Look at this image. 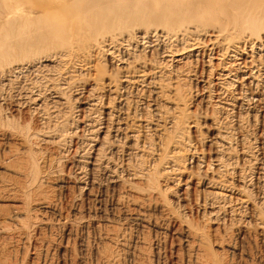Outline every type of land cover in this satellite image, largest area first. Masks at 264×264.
<instances>
[{
  "label": "rangeland",
  "instance_id": "rangeland-1",
  "mask_svg": "<svg viewBox=\"0 0 264 264\" xmlns=\"http://www.w3.org/2000/svg\"><path fill=\"white\" fill-rule=\"evenodd\" d=\"M3 1L29 40L0 56V264H264V30Z\"/></svg>",
  "mask_w": 264,
  "mask_h": 264
},
{
  "label": "bare ground",
  "instance_id": "bare-ground-1",
  "mask_svg": "<svg viewBox=\"0 0 264 264\" xmlns=\"http://www.w3.org/2000/svg\"><path fill=\"white\" fill-rule=\"evenodd\" d=\"M2 0H0V3H2L1 2ZM6 1H8V2H6ZM5 2L3 1V5L8 9L7 10V14H5V15H12L13 13H15V12H17L19 9H23L24 8V6H26L27 4H28V2L30 1V0H6ZM34 1H36V0H34ZM38 1V0H37ZM114 1H116V0H78V3L79 4H76L77 2H74V0H59V2H57L56 4H55V6L56 7H58L59 9H61L63 12L61 13V15H67V14H70L71 12H82V13H84V12H87V15L85 16V17H83L84 19H87V20H89V21H92L93 19H98V20H100L99 22H101L102 24H104V23H109L110 25H112L111 24V22L113 21V19H114V16H115V14H114V12H117V11H119V12H122L123 11V9H122V11H120V10H116V11H114L113 9H112V7H114L115 6V4L114 5H109V3L108 2H111L112 4H113V2ZM141 1V0H140ZM140 1H139V3L138 4H140ZM151 1V0H150ZM155 1V0H154ZM159 1H161V0H156L155 1V3H154V5H153V3H152V1H151V6L150 7H152L153 9L152 10H150V9H146V7H144L145 8V10L144 11H142L143 13H141L142 15H145V14H147V13H149V12H152V11H156V14H159L158 16H162L163 18H159L160 20L162 19V24H163V22L164 23H168V22H165V21H171V22H178V23H180L181 24V22H179V21H186L187 23H190L191 25H193V28H194V26H195V28L197 27L199 30H201V31H204V32H206L207 30L208 31H212V29L214 30V29H216V28H218V30L217 31H219L220 33H223V34H226L228 31H234L233 33H236L235 35H239V38L242 36L241 34H243V33H245L248 29H252V32L251 33H256L257 31H260V30H264V0H166V2H167V6L164 8L163 6H161L162 4H158L159 3ZM165 1V0H164ZM163 1V2H164ZM118 2H119V0H118ZM117 2V3H118ZM144 2V1H143ZM162 2V1H161ZM74 3V4H73ZM110 3V4H111ZM115 3V2H114ZM116 3V5H118ZM132 4H134L133 2H131ZM31 5H32V3H30ZM83 5H87L86 6V8L83 6ZM149 5V4H148ZM48 6H50V5H48ZM119 6V5H118ZM121 6H123V5H121ZM136 6H138V5H136L135 4V9H136ZM140 6H141V4H140ZM155 6V7H154ZM125 7V6H124ZM127 7V6H126ZM134 7V6H133ZM149 7V6H148ZM27 8H29V7H27ZM35 8V7H34ZM46 8V7H45ZM55 8V7H54ZM115 8H117V7H115ZM119 8V7H118ZM122 8V7H121ZM130 8L128 7V10H129ZM165 9V10H164ZM46 10H49V9H46ZM125 12V11H124ZM126 12H127V10H126ZM153 12V13H154ZM39 13V12H38ZM41 13V12H40ZM118 15V14H117ZM116 15V16H117ZM136 15V14H135ZM134 15V16H135ZM27 16H29V15H27ZM115 16V17H116ZM119 16H121V14L119 15ZM138 16V15H137ZM156 16L157 15H155V18H156ZM12 17V16H11ZM26 17V16H25ZM50 17H52V15H46L45 16V19L46 18H50ZM61 17H63V16H61ZM118 17V16H117ZM124 17V16H123ZM140 18V17H139ZM147 18V17H146ZM121 19H122V17H121ZM125 19V18H124ZM123 19V20H124ZM142 19V18H141ZM145 19V18H144ZM140 20V19H139ZM156 20H157V18H156ZM120 20H119V18H118V20H117V22H119ZM142 21V20H141ZM145 21V20H144ZM146 21H147V19H146ZM95 22V21H94ZM116 22V23H117ZM147 22H149V21H147ZM96 23V22H95ZM102 24L100 25V26H102ZM109 24H107V26H109ZM145 24H147V23H145ZM159 24V23H158ZM169 25V24H168ZM171 25H173V24H170V27H171ZM175 25H177L176 23H175ZM175 25H174V27H175ZM60 26H62V28L64 29V28H66V25L65 24H61ZM85 26V25H84ZM116 26H117V24H116ZM159 26V25H158ZM161 26V25H160ZM180 26V25H179ZM179 26H178V28H179ZM182 26H184V25H182ZM79 27V26H78ZM163 27V29H164V27L165 26H162ZM168 27V26H167ZM177 27V26H176ZM73 28V27H72ZM71 28V29H72ZM80 28H82L81 26L79 27V29ZM100 28H102V27H100ZM112 28V27H111ZM173 28V27H172ZM171 28V29H172ZM75 29V28H74ZM170 29V28H169ZM192 29V28H191ZM190 29V30H191ZM211 29V30H210ZM166 30H168V29H166ZM185 29H183V32H186V31H184ZM189 30V31H190ZM195 30V29H194ZM171 32H172V30H170ZM169 31V32H170ZM176 31V30H175ZM215 31V30H214ZM213 31V32H214ZM76 32H78V31H76ZM164 32V31H163ZM200 32V31H199ZM212 32V33H213ZM218 32V33H219ZM250 32V31H249ZM44 33V32H43ZM42 33V34H43ZM150 33V32H149ZM149 33H147V34H149ZM166 33V32H165ZM179 33V32H178ZM182 33V32H181ZM219 33V34H220ZM250 33V34H251ZM61 34V33H60ZM190 34V33H189ZM201 34H202V32H201ZM207 34H208V32L206 33V36H207ZM213 34H215V35H219V34H216V33H213ZM260 34V33H259ZM156 35V34H155ZM166 35V34H165ZM171 35V34H170ZM183 35V34H182ZM188 35V34H187ZM193 35V34H192ZM211 35V34H210ZM229 35V34H228ZM241 35V36H240ZM46 37H47V35H45ZM91 36V35H90ZM147 36V35H146ZM150 36V35H149ZM148 36V37H149ZM153 36V35H152ZM176 36V35H175ZM190 36V35H189ZM196 36V35H195ZM203 36H204V33H203ZM249 35H247V37H248ZM261 36H262V34H261ZM153 37H155V36H153ZM152 37V38H153ZM179 37H181V36H179ZM185 37H187V36H185ZM205 37V36H204ZM218 37V36H217ZM216 36L214 37V38H217ZM225 36H223L222 37V41L224 40L223 38H224ZM230 37V36H229ZM228 37V38H229ZM237 37V36H236ZM21 38H22V34H20L19 32H15V31H11L8 35L6 34V35H4V36H1L0 37V56H2V57H5L6 55H8L9 54V52L11 51V48H14V51L16 50V52L18 51L17 49H22V48H25L26 46L28 47V40H29V38H25L24 39V44H22V42H20V40H21ZM146 38V37H145ZM164 38V37H163ZM192 38V37H191ZM219 38V37H218ZM221 38V37H220ZM227 38V39H228ZM242 38V37H241ZM240 38V39H241ZM13 39H16V44L14 45L13 43H12V40ZM147 39V38H146ZM151 39V38H150ZM178 39V38H177ZM177 39H175V40H177ZM181 39H183L182 37H181ZM196 39H199V38H197L196 37ZM243 39V38H242ZM247 39V38H246ZM249 39V38H248ZM251 39V38H250ZM263 39V38H262ZM183 40H185V39H183ZM189 40V39H188ZM194 40H195V38H194ZM209 40H210V38L208 39V41L207 42H209ZM214 41L216 40V39H213ZM236 40H237V38H236ZM108 41V40H107ZM110 41H112L111 39H110ZM109 41V42H110ZM151 41V40H150ZM157 41V40H156ZM206 41V40H205ZM217 41H219V40H217ZM225 41V40H224ZM244 41V40H243ZM250 41V40H249ZM252 41V40H251ZM256 41V40H255ZM29 42H31V41H29ZM47 42V41H46ZM152 42V41H151ZM155 42V41H154ZM193 42H195L196 43V41H193ZM201 42V41H200ZM205 43V44H207V45H209V43ZM211 42V41H210ZM239 42V41H238ZM245 42H246V40H245ZM253 42V41H252ZM257 42V41H256ZM255 42V43H256ZM260 42V41H259ZM262 42V41H261ZM187 43V42H186ZM190 43H192V42H190ZM189 43V44H190ZM202 43V42H201ZM216 43H219V42H216ZM222 43V42H221ZM232 43V42H231ZM244 43V42H243ZM53 44V43H52ZM112 44V43H111ZM194 44V43H193ZM192 44V45H193ZM204 44V45H205ZM236 44V43H235ZM238 44V43H237ZM261 44V43H260ZM30 45V44H29ZM131 45V44H130ZM210 45H212V44H210ZM215 45V44H214ZM239 45V44H238ZM253 45H254V43H253ZM258 45V44H257ZM202 46H203V44H202ZM237 46V45H236ZM244 46V45H243ZM246 46V45H245ZM249 46V45H248ZM247 46V47H248ZM259 46V45H258ZM262 46V45H261ZM188 47H190V46H188ZM192 48L193 47H195L194 45L193 46H191ZM211 47H213V46H210L209 48H211ZM218 47V46H217ZM235 47V46H234ZM255 47V46H254ZM216 48V47H215ZM231 48H233V47H231ZM230 48V49H231ZM236 48V47H235ZM238 48V47H237ZM244 48V47H243ZM258 48V47H257ZM190 49V48H189ZM220 49V48H219ZM218 49V50H219ZM225 49V48H224ZM229 49V50H230ZM245 49V48H244ZM262 49V48H261ZM26 50H27V48H26ZM199 50V49H198ZM217 50V51H218ZM221 50V49H220ZM228 50V51H229ZM232 50V49H231ZM236 50H239V49H236ZM241 50V49H240ZM246 50V49H245ZM13 51V52H14ZM52 51V50H51ZM81 51V50H80ZM204 51V50H203ZM224 51H226V50H223V52ZM234 51V50H233ZM247 51V50H246ZM251 51H253V48H252V50H250L249 51V53H253V52H251ZM264 51V50H263ZM16 52H14V53H16ZM19 52V51H18ZM17 52V53H18ZM154 52V51H153ZM191 52V51H190ZM231 52V51H230ZM26 53V52H25ZM209 53V52H208ZM11 54V53H10ZM64 54V53H63ZM176 54V53H175ZM189 54V53H188ZM211 54H212V52H211ZM224 54V53H223ZM238 54H240V53H238ZM12 55V54H11ZM15 55H18V54H15ZM114 55V54H113ZM229 55V54H228ZM245 55V54H244ZM13 56V55H12ZM49 56V55H48ZM51 56V55H50ZM116 56V55H115ZM207 56H208V54H207ZM225 56V55H224ZM240 56V55H239ZM10 57V56H9ZM17 57V56H16ZM221 57V56H220ZM251 57V56H250ZM256 57V56H255ZM261 57V56H260ZM21 58V57H20ZM28 58V57H27ZM215 58H216V56H215ZM212 59H213V57H212ZM217 59V58H216ZM253 59V58H252ZM257 59V58H256ZM255 59V60H256ZM263 59V58H262ZM227 60V59H226ZM260 60V59H259ZM264 60V59H263ZM223 61V60H222ZM246 61V60H245ZM257 61V60H256ZM207 62V61H206ZM247 62V61H246ZM250 62V61H249ZM259 62V61H258ZM155 63V62H154ZM240 63V62H239ZM86 64V63H85ZM208 64H211V61H210V63L208 62ZM224 64V63H223ZM235 64V63H234ZM244 64L245 65H247L248 66V64H246L245 62H244ZM250 64H253V63H250ZM249 64V65H250ZM256 64V63H255ZM2 65V64H1ZM225 65V64H224ZM237 65V64H236ZM239 65V64H238ZM261 65H262V61H261ZM214 66V65H213ZM215 66H217L216 64H215ZM211 68H212V66H210ZM225 67V66H224ZM216 68V67H215ZM218 68V67H217ZM227 68V67H226ZM245 68H247L246 66H245ZM255 68H256V66H255ZM254 68V69H255ZM264 68V67H263ZM228 69H230V68H228ZM235 69V68H234ZM240 69V68H239ZM249 69V68H248ZM218 70H220V69H218ZM223 70V69H222ZM226 70V69H225ZM237 70V69H236ZM235 70V71H236ZM216 71V70H215ZM229 71V70H228ZM241 71V70H240ZM218 72V71H217ZM220 72V71H219ZM231 72H232V70H231ZM248 72V71H247ZM251 72V71H250ZM150 73V72H149ZM215 73V72H214ZM234 73V72H233ZM233 73H231V74H233ZM210 75V74H209ZM215 76V75H214ZM259 76V75H258ZM144 77H145V75H144ZM209 77V76H208ZM226 77V76H225ZM227 77H229V76H227ZM235 77H237V76H235ZM250 77V74H249V76H248V78ZM241 78V77H240ZM245 78V77H244ZM250 78H252V77H250ZM261 78H264V77H261ZM142 79V78H141ZM144 79V78H143ZM30 80V79H29ZM51 80V79H50ZM253 80V79H252ZM264 80V79H263ZM262 80V81H263ZM248 81H249V79H248ZM35 82V81H34ZM129 82V81H128ZM224 82H225V80H224ZM252 82V81H251ZM264 82V81H263ZM132 83V82H131ZM151 83V82H150ZM250 83V82H249ZM142 84V83H141ZM218 84V83H217ZM256 85H258V84H256ZM211 86V85H210ZM218 92V91H217ZM249 93V92H248ZM84 96V95H83ZM120 97V96H119ZM240 97V96H239ZM91 98V97H90ZM222 98V97H221ZM116 99V98H115ZM238 99V98H237ZM97 101H99V100H97ZM228 104H230V103H228ZM87 116V115H86ZM100 117V116H99ZM87 125V124H86ZM98 129V128H97ZM121 129V128H120ZM123 130V129H122ZM125 130V129H124ZM76 131V130H75ZM119 132V131H118ZM121 132V131H120ZM135 135V134H134ZM126 136H127V134H126ZM99 150V149H98ZM102 150V149H101ZM77 153H78V151H77ZM102 154V153H101ZM100 154V155H101ZM97 155H99V154H97ZM96 156V155H95ZM96 157H98V156H96ZM101 157V156H100ZM94 158V157H93ZM98 159H100L101 160V158H98ZM218 159H220V158H218ZM99 161V160H98ZM219 161V160H218ZM94 162V161H93ZM97 161H95V163H96ZM101 162V161H100ZM90 163H92V162H90ZM95 163H92V165L93 164H95ZM219 163H220V161H219ZM227 163V162H226ZM98 163H96L95 165H97ZM101 164H102V162H101ZM35 166V165H34ZM97 167V166H96ZM211 168V167H210ZM36 170V168L33 170V172H31V173H34V171ZM37 171V170H36ZM36 171H35V173H36ZM206 171V170H205ZM208 171V170H207ZM34 173V174H35ZM45 173V172H44ZM34 174H33V176H34ZM31 175V174H30ZM37 175V174H36ZM39 177V176H38ZM38 177H36V180H37V178ZM40 178H42L41 176H40ZM33 179V178H32ZM213 179V178H212ZM211 179V180H212ZM216 181V180H215ZM40 182V181H39ZM211 182H214V181H211ZM218 183H219V181H217ZM32 183V182H31ZM30 183V184H31ZM45 183V182H44ZM216 182H214V184H213V186L214 185H217V184H215ZM211 184V185H212ZM34 185V184H33ZM37 185H39V184H37ZM207 185H208V183H207ZM210 185V184H209ZM219 185H221V183H219ZM215 188V187H214ZM220 188H222V186L220 187ZM42 201V200H41ZM46 202V201H45ZM41 203V202H40ZM44 203V202H43ZM50 203V202H49ZM44 205V204H43ZM49 204H48V202H47V206H48ZM52 205V204H51ZM138 217H140V218H143V216H142V214H139L138 215ZM138 217H136V220H137V218ZM36 218H37V216H36ZM60 218H61V215H60ZM139 218V219H140ZM64 218H62V219H60V220H63ZM83 219V218H82ZM34 220V219H33ZM41 220V219H40ZM39 221V220H38ZM66 221V220H65ZM37 222V221H36ZM38 223V222H37ZM41 223H42V221H41ZM31 224V223H30ZM46 224V223H45ZM24 225H26V224H24ZM29 225V224H28ZM42 225H43V223H42ZM34 226V225H33ZM20 227V226H19ZM27 227V226H26ZM37 227V226H36ZM22 228V227H21ZM1 229V228H0ZM2 229H4V227L2 226ZM18 229V228H17ZM5 230V229H4ZM20 230V229H19ZM115 230V229H114ZM2 231V230H1ZM116 231V230H115ZM5 232V231H4ZM112 232V231H111ZM3 233V232H2ZM109 233V232H108ZM113 233V232H112ZM193 234V233H192ZM109 235V234H108ZM112 235H114V234H112ZM116 235V234H115ZM114 235V236H115ZM117 236V235H116ZM187 236V235H186ZM109 237H112L111 235H109ZM114 239H115V237H113ZM112 238V239H113ZM120 238V237H119ZM192 238V237H191ZM110 239V238H109ZM117 239V238H116ZM113 242V241H112ZM189 242V241H188ZM201 260V259H200ZM207 262V261H206ZM203 263V262H202ZM208 263H210V262H208ZM207 263V264H208ZM205 264V263H204ZM211 264V263H210Z\"/></svg>",
  "mask_w": 264,
  "mask_h": 264
}]
</instances>
